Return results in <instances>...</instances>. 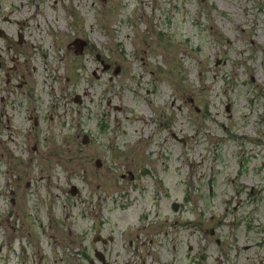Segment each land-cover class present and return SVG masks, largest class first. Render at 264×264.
Listing matches in <instances>:
<instances>
[{"label":"rangeland","instance_id":"obj_1","mask_svg":"<svg viewBox=\"0 0 264 264\" xmlns=\"http://www.w3.org/2000/svg\"><path fill=\"white\" fill-rule=\"evenodd\" d=\"M15 8L39 125L0 136V264L97 263V235L110 264H264V0Z\"/></svg>","mask_w":264,"mask_h":264},{"label":"flooded vegetation","instance_id":"obj_2","mask_svg":"<svg viewBox=\"0 0 264 264\" xmlns=\"http://www.w3.org/2000/svg\"><path fill=\"white\" fill-rule=\"evenodd\" d=\"M3 1L5 0H0V9L4 4ZM18 1L19 4H17ZM22 4L23 0H13V2L7 4L11 10L7 14L2 13L0 15V136L20 134L24 130V124H17V119L19 117L23 118L25 113L28 114L26 116L28 120H33L34 126L38 127L39 125L38 117L29 115L31 109H36L33 104L39 101L40 96L34 79L36 78L34 76L37 68L32 64L33 53L25 49L27 40L22 30V23L18 19H12L11 17L14 11L17 10L15 7ZM69 47L70 45L67 48L69 49ZM52 96L56 97V95ZM10 196L9 203L13 207L16 205V200L12 191ZM5 197L7 196L5 195ZM21 210L6 207L1 210L0 219H2V222H9L10 217L18 216V220L21 219V222H23ZM16 240L17 237L9 236L6 238L4 245L12 248ZM108 242L104 239L100 240L102 244V251L100 250L102 252V255H100L102 258L101 262L93 263L92 260L86 257L89 264H110L105 257L107 253L106 244ZM131 245L132 241L128 242V247L123 245L124 251H128L127 248L131 247ZM129 252L132 251L129 250ZM116 260L118 261V259ZM126 262L124 264H128Z\"/></svg>","mask_w":264,"mask_h":264},{"label":"water","instance_id":"obj_3","mask_svg":"<svg viewBox=\"0 0 264 264\" xmlns=\"http://www.w3.org/2000/svg\"><path fill=\"white\" fill-rule=\"evenodd\" d=\"M73 44H74V46H75V48H76V51H78V52H81L82 51V49H83V46L86 44L84 41H82L81 39H77V40H75L74 42H73ZM77 98H79V97H77ZM75 101L76 102H79L80 103V99H75ZM84 140L86 141V136H84ZM98 165H100V162L98 161V163H97ZM77 192V189H76V187H72L71 188V190H70V193L72 194V195H74L75 193ZM177 207H178V205L176 204V203H174L173 204V209H177ZM99 239V237H96L95 238V241H97ZM109 240H112V237H109ZM100 252H98V251H96L95 252V257L98 259V260H102V258H101V256H100Z\"/></svg>","mask_w":264,"mask_h":264},{"label":"bare ground","instance_id":"obj_4","mask_svg":"<svg viewBox=\"0 0 264 264\" xmlns=\"http://www.w3.org/2000/svg\"><path fill=\"white\" fill-rule=\"evenodd\" d=\"M138 119H141L142 121H144L145 123L147 122V120L146 119H144V118H140V117H137Z\"/></svg>","mask_w":264,"mask_h":264}]
</instances>
